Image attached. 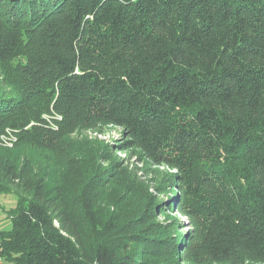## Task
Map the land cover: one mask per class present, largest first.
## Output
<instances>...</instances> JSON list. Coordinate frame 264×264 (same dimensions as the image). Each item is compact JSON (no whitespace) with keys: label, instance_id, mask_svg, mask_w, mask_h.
Segmentation results:
<instances>
[{"label":"trees","instance_id":"trees-1","mask_svg":"<svg viewBox=\"0 0 264 264\" xmlns=\"http://www.w3.org/2000/svg\"><path fill=\"white\" fill-rule=\"evenodd\" d=\"M0 19V62L23 57L13 77L27 85L0 96V136L21 131L0 143V195L16 198L0 264L149 262L127 223L94 213L91 187L78 203L52 159L15 156L55 148L25 130L41 97L177 170L176 225L201 220L213 261L264 263V0H0Z\"/></svg>","mask_w":264,"mask_h":264},{"label":"rangeland","instance_id":"rangeland-1","mask_svg":"<svg viewBox=\"0 0 264 264\" xmlns=\"http://www.w3.org/2000/svg\"><path fill=\"white\" fill-rule=\"evenodd\" d=\"M23 59L0 62V96L22 97V89L27 85L17 82L13 74ZM37 101L44 107L43 112L37 119H30L25 130H35L41 141L48 137L51 141L47 143L55 148L23 146L12 150L16 152L15 156L20 158L26 154L43 163H46L45 159H52L66 178L65 187L78 203L86 204L91 187L94 198L90 203L94 213L101 216L106 212L105 221L118 227L127 223L128 235H131L128 241L133 242L135 251L145 253L144 257L149 260L147 264H264L213 261L207 256L198 233L201 220H196L195 226L186 224L184 229L178 228L177 221L188 222L176 212L179 192L173 176L177 170L143 160L141 151L129 144L130 138L124 128L72 124L53 110L52 98L41 97ZM7 130L13 132L18 140L15 145L18 144L19 128L8 125L4 133ZM94 176L96 181L91 185ZM15 206L14 196L0 195V231L10 227L7 211Z\"/></svg>","mask_w":264,"mask_h":264},{"label":"built area","instance_id":"built-area-1","mask_svg":"<svg viewBox=\"0 0 264 264\" xmlns=\"http://www.w3.org/2000/svg\"><path fill=\"white\" fill-rule=\"evenodd\" d=\"M16 142L17 138L12 131L7 130L6 133L0 136V143L6 148L13 147Z\"/></svg>","mask_w":264,"mask_h":264}]
</instances>
